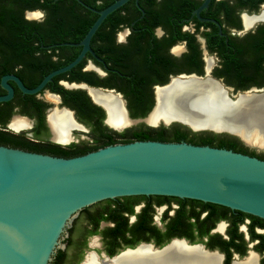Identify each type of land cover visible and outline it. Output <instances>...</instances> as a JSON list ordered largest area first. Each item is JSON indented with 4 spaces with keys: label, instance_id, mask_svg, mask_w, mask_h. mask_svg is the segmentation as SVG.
I'll list each match as a JSON object with an SVG mask.
<instances>
[{
    "label": "flooded vegetation",
    "instance_id": "af4514ba",
    "mask_svg": "<svg viewBox=\"0 0 264 264\" xmlns=\"http://www.w3.org/2000/svg\"><path fill=\"white\" fill-rule=\"evenodd\" d=\"M138 1L126 2L124 9L110 18L107 16L98 27L90 46L100 60L89 53L75 74L56 75L40 91L30 94L19 83L27 89L36 87L48 74L45 75L48 62L63 64L78 52V48L61 47L71 45L47 41L82 39L87 23L95 21L94 10L101 9L84 0H54L50 5L34 7L27 0H0V96L8 94L9 89L12 92L9 99L0 101V145L59 156L97 149L109 140L128 142L137 139L136 133L146 139L173 141L175 132L187 131L185 125L176 121L168 125L161 121L152 124L147 118L156 103L157 89L174 78L194 75L209 79L227 88L228 95L264 88V0H210L198 14L195 11L204 0L147 2V8L156 15H146ZM3 78L6 87L2 85ZM56 88L83 91L87 105L75 106ZM87 90L118 97L132 121L121 131L113 130L106 122V108ZM48 95L56 97V101L48 99ZM62 107L71 110L73 117L67 143L54 140L48 121L52 110ZM145 127L157 130L141 133ZM111 131L117 134L110 137ZM197 139L186 135L182 141ZM116 199L98 202L82 213L78 226L82 229L71 239L79 246L77 251H83V258L91 246L97 247L89 244L92 236L101 239L99 252L106 253V240H113L110 228L118 222L111 218L110 210L132 207V212H121L126 223L123 228H132L144 218L146 228L152 230L134 234L126 230L125 237L139 239L138 244L150 236L148 242L156 245V239L170 235L169 241L184 238L190 242L187 235L193 234V243H202L223 255L221 264H235L251 254L255 255L256 264H264V222L260 220L221 207H202L190 202L182 206L175 199L135 197L123 202ZM148 205L151 209L145 211ZM93 227H97L98 233L89 235L86 247L82 248L84 230ZM69 240L68 232L66 247ZM120 241L123 249L129 247L124 239ZM73 254L68 252L61 264H74Z\"/></svg>",
    "mask_w": 264,
    "mask_h": 264
},
{
    "label": "water",
    "instance_id": "95a60500",
    "mask_svg": "<svg viewBox=\"0 0 264 264\" xmlns=\"http://www.w3.org/2000/svg\"><path fill=\"white\" fill-rule=\"evenodd\" d=\"M128 1L115 0L101 10H94L98 16L80 41L60 43L80 47L77 56L67 65L48 73L32 89L23 87L16 79L20 88L26 93H37L54 76L71 70L87 54L100 60L90 46L91 39L103 20ZM209 1L204 0L195 13L198 14ZM190 77L206 80L194 75L174 79ZM217 84L233 101L239 95L264 93V88H251L228 95V89ZM2 85L6 87L5 78ZM11 93L9 89L8 94L0 96V101L9 99ZM87 93L89 95V90ZM116 98L130 123L132 120L124 103ZM156 104L157 100L149 115ZM61 109L73 118L71 110ZM160 121L165 125L176 121L194 132L227 133L253 149H264L230 131L194 128L180 119ZM106 122L116 131L128 125H112L108 121V112ZM68 134L70 137V131ZM151 195L212 203L264 220V160L232 149L185 141L117 142L72 157L0 145V264H51L57 250L66 248L68 230L84 208L108 199ZM173 241H181L179 250L167 249ZM141 245L147 246L148 250L138 254ZM125 253L127 255L122 256ZM209 254H216V264H221L223 255L217 250L207 249L202 243H190L184 238H173L163 246L141 242L112 256L90 250L79 264H185L187 260Z\"/></svg>",
    "mask_w": 264,
    "mask_h": 264
},
{
    "label": "bare ground",
    "instance_id": "6f19581e",
    "mask_svg": "<svg viewBox=\"0 0 264 264\" xmlns=\"http://www.w3.org/2000/svg\"><path fill=\"white\" fill-rule=\"evenodd\" d=\"M89 93L95 101L106 108L109 123L115 126L128 124L116 97L95 90H89ZM47 97L53 101L57 99L50 95ZM55 108L48 116L53 138L61 143H67L70 141L68 129L73 127L72 120L63 109ZM169 119L183 120L194 128L230 131L241 136L249 144L264 148V93L239 95L233 101L226 97L225 91L217 83L209 79L203 81L195 78L173 79L168 86L157 89V104L148 116L147 122L154 124L158 120ZM180 246L181 241H173L167 249L179 250ZM147 248L141 245L137 249L138 254L144 253ZM217 262L218 256L209 254L193 261L187 260L185 264H216ZM235 264H256V257L251 254Z\"/></svg>",
    "mask_w": 264,
    "mask_h": 264
},
{
    "label": "trees",
    "instance_id": "16d2710c",
    "mask_svg": "<svg viewBox=\"0 0 264 264\" xmlns=\"http://www.w3.org/2000/svg\"><path fill=\"white\" fill-rule=\"evenodd\" d=\"M18 1H22V0H18ZM30 2V7H34L36 5H43V4H47V5H50L54 0H42V3H39L40 0H27ZM86 2H89L90 5H92L93 7L97 8V9H103L104 7L108 6L109 4H111L112 2H114L115 0H84ZM99 1V4H97V2ZM130 1H133V0H130ZM129 1V2H130ZM152 0H139V5H141L145 10H146V15H156V13L152 10V9H148L147 8V2H151ZM128 2V3H129ZM124 4L123 6H121L120 8H118L116 11H113L111 14L108 15V18L118 14L122 9H124L127 4ZM136 8V7H135ZM137 10V8H136ZM138 11V14H140V11ZM173 15H177V13L175 11H172ZM16 15V13H15ZM97 17V14H94V19H96ZM93 20L90 22L87 23L85 29L83 30L82 32V37L85 35V33L87 32V30L89 29V27L91 26ZM95 38V36H94ZM81 39V38H80ZM80 39H73V40H49L47 42H51V43H61V42H78L80 41ZM62 48H71V49H75V48H78V52L80 51V47H72V46H61ZM60 48V46H59ZM100 48V47H99ZM98 48V49H99ZM54 49V48H53ZM78 52H75L71 57L68 58L67 62H64L63 64H58L56 62H48L47 65H46V71H45V75L47 73H49L50 71L58 68V67H61V66H64L66 65L68 62L72 61L78 54ZM89 57V54L87 55ZM84 60H82V62H80L77 66H75L72 70L64 73V74H68V73H73L75 74L77 71H76V68L79 67L82 63H83ZM62 74V75H64ZM77 75H80V74H77ZM60 76V75H59ZM56 90L58 92H60L63 96H65V100L68 99V100H71L73 102V104L75 106H79V107H85L87 105V100L85 99V93L83 91H80V90H66V89H63V88H56ZM148 111L145 110L144 112H142L140 114V116H143L146 114V112ZM134 116H138V115H134ZM187 129V131L185 132H182L180 131H177L175 132V134L173 135L172 139L173 141H182L183 139H185V136L186 135H192V137L194 138H198L196 141H188V143H192V144H196V145H209V146H214V147H218V148H227V149H232L233 151H236V152H241V153H245V154H248L250 156H256V157H259L260 159H263L264 160V152H261V153H258L256 150H253V149H250L248 146H246L243 142H241L237 137L235 136H232V135H229L227 133H222V134H217V133H213V132H210V131H201V132H194L192 131L191 129H189L188 127L186 126H183ZM165 129V128H164ZM157 129H154V128H150V127H145L143 129V131L141 133H147V132H154L156 131ZM117 134L115 131H111L110 132V137H113V135ZM137 136V139H134V140H153V139H146V136L144 135H138V133L135 134ZM133 141V140H131ZM130 142V141H128ZM114 142H112L111 140H109L105 145H109V144H113ZM125 143V142H124ZM90 150H95V148L93 149H90ZM89 149H85L84 151L82 152H77V153H72V154H59V156L61 157H72V156H77V155H82V154H85L87 152L90 151ZM152 198V197H159V198H162L164 200H168V199H175L177 201H181L182 203V206H184L185 202H190V203H195L197 205H201L202 207H221V208H224L228 211H233V210H230L229 208L227 207H224V206H220V205H216V204H212V203H205V202H201V201H198V200H192V199H180V198H177V197H169V196H127V197H120V198H117L116 200H122V202L128 198ZM113 199H108V201H112ZM161 201L159 203H162L164 202ZM89 207H86L84 208L81 212H80V215L75 219V221L73 222L72 226L68 232L70 233V240L68 241V244H67V247H66V250H57L51 264H61L63 261H65L67 255H68V252H72L73 254V257L76 259L75 263L74 264H78L81 260H82V257H83V251L80 250L79 252L77 251L79 249V246L74 244V242L72 241V237L73 235L77 234L78 232H80V230L82 229L81 227H78L80 226V224L82 223V213L84 211H86ZM151 209V205H148L146 208H145V211H149ZM120 210V211H119ZM183 208L180 210L182 211ZM110 212L112 213L111 214V218L112 219H115V220H118L117 224L113 227V228H110V231H109V234L112 236V241H107L105 242V251H106V254L109 255V256H112L114 254H116L117 252H119L121 249H123L121 247V245L119 246L120 244V240H123L124 239V244L128 245L129 247H134L138 244V242L140 241L139 239H136V238H130V237H125V232L126 230H130L132 232V234H134V231H139V230H142V231H152L150 228H146L147 227V224L145 223V219L143 218L142 220H139L138 222H136L135 224H133L131 227L132 228H128V229H124L123 227H126V223L124 221V218L123 216L121 215V212H132V207H129V208H124V209H117V208H112L110 210ZM238 212V211H237ZM241 214L245 215V216H248V217H251V218H254V219H257V220H260L262 222H264L263 219L259 218V217H256V216H252V215H249V214H245V213H242L240 212ZM177 220H181V217L177 216ZM157 232H160L159 230H157ZM98 233L97 231V227H93L92 229H88V230H84V243H83V247L82 248H85L86 247V242H87V237L89 235H93V234H96ZM103 238H105L107 235L104 234L103 232ZM133 236V235H132ZM181 236V235H179ZM188 236V239L191 243L195 242V236L193 234H189L187 235ZM150 236H147L146 238H143L142 240H144L145 242H148L150 240ZM171 238V235L166 237L165 239H156L155 242H156V245L157 246H163L165 243H167L169 241V239ZM115 245L118 246V248H115ZM81 248V247H80Z\"/></svg>",
    "mask_w": 264,
    "mask_h": 264
},
{
    "label": "rangeland",
    "instance_id": "374dc122",
    "mask_svg": "<svg viewBox=\"0 0 264 264\" xmlns=\"http://www.w3.org/2000/svg\"><path fill=\"white\" fill-rule=\"evenodd\" d=\"M247 146V145H246ZM250 149H253L252 147L248 146ZM254 150H256L258 153L264 152V149H259V148H255ZM80 215V213H79ZM89 244H97V247H91L89 250H97V251H102V243H101V239L98 236H92L89 238ZM93 248V249H92ZM83 259V257H82Z\"/></svg>",
    "mask_w": 264,
    "mask_h": 264
}]
</instances>
